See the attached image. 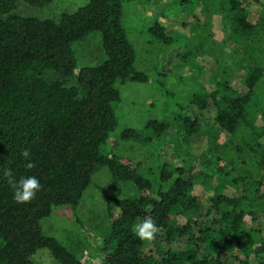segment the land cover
<instances>
[{
    "label": "trees",
    "instance_id": "16d2710c",
    "mask_svg": "<svg viewBox=\"0 0 264 264\" xmlns=\"http://www.w3.org/2000/svg\"><path fill=\"white\" fill-rule=\"evenodd\" d=\"M17 1L52 2L0 0V264H33L39 249L58 264H83L43 236L39 222L53 207L75 208L102 168L130 193L116 198L101 189L110 229L99 264H264V0H214L215 26L205 8L194 26L193 54L181 58L191 55L198 65L197 55L209 56L216 67L199 71L204 75L189 98L198 116L181 108L177 117L185 155L179 165L159 162L155 171L101 151L118 125L117 83L148 82L135 67L121 0H88L57 21L11 14ZM93 32L105 59L76 72L72 45ZM149 32L151 39L170 41L161 27ZM72 77L76 86L66 87ZM172 134L168 121L150 120L120 137L149 144ZM197 135L205 137L200 151L192 147ZM25 149L29 160L21 155ZM28 162L35 166L27 169ZM5 169L16 181H40L30 203L14 200ZM146 216L159 228L153 241L134 231Z\"/></svg>",
    "mask_w": 264,
    "mask_h": 264
},
{
    "label": "rangeland",
    "instance_id": "374dc122",
    "mask_svg": "<svg viewBox=\"0 0 264 264\" xmlns=\"http://www.w3.org/2000/svg\"><path fill=\"white\" fill-rule=\"evenodd\" d=\"M88 0H52L43 7H32L17 1L11 14L32 17L40 20L57 21L62 13H73L84 6ZM122 26L129 44L135 49V67L148 77L146 83H117L119 101L115 104L118 125L110 134L109 140L101 147L102 153H114L142 164L145 169L155 171L160 163L171 159L179 165V158L185 155L177 123L180 109L185 108L192 117L198 112L189 108V98L197 91L199 74L213 72L216 63L209 56L194 58L190 52L194 48V26L201 24L205 8L212 16L213 26L219 25L214 0H121ZM216 16V17H215ZM200 20V21H199ZM158 26L164 30L169 42L151 39L150 29ZM157 30V29H156ZM213 30L216 33V29ZM238 48V45H234ZM72 49L77 60V72L82 67L95 66L105 57L101 48L100 34L90 33L85 39L75 42ZM191 55L182 61L181 54ZM202 71L204 73H199ZM166 73L164 76H160ZM241 80L242 76H236ZM261 84V83H260ZM66 87L76 86L75 78L65 80ZM264 106V101H262ZM150 120L170 123L172 136L165 135L147 144L135 140H122L125 128L142 130ZM150 136V132H145ZM204 136L197 135L191 140L196 150L204 148ZM179 140V141H178ZM178 141L179 149L174 148ZM149 174L147 176L149 177ZM101 189L106 194L122 198L130 193L128 186L113 182L106 168L99 169L93 176L90 186L84 191L78 205L53 207L48 217L40 222L41 233L52 237L76 255L83 264H99L102 259L103 238L108 234L110 222L107 217V203ZM227 193L230 194V188ZM33 264H58L48 250L39 249L31 257Z\"/></svg>",
    "mask_w": 264,
    "mask_h": 264
},
{
    "label": "clouds",
    "instance_id": "9594fccd",
    "mask_svg": "<svg viewBox=\"0 0 264 264\" xmlns=\"http://www.w3.org/2000/svg\"><path fill=\"white\" fill-rule=\"evenodd\" d=\"M226 51L230 50L226 49ZM21 155L25 160H29L30 153L27 149L23 150ZM34 166L32 162H28L25 165L27 169H32ZM3 174L15 190L13 198L17 203H30L41 189L40 181L35 176L21 177L19 181H16L11 169H5ZM134 231L140 240L153 241L159 232V228L151 217L146 216L135 225Z\"/></svg>",
    "mask_w": 264,
    "mask_h": 264
}]
</instances>
